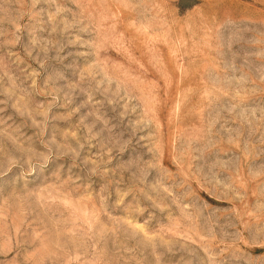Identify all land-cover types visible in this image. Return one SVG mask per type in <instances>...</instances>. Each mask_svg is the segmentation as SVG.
I'll return each instance as SVG.
<instances>
[{
	"label": "rangeland",
	"instance_id": "1",
	"mask_svg": "<svg viewBox=\"0 0 264 264\" xmlns=\"http://www.w3.org/2000/svg\"><path fill=\"white\" fill-rule=\"evenodd\" d=\"M0 264H264V0H0Z\"/></svg>",
	"mask_w": 264,
	"mask_h": 264
}]
</instances>
